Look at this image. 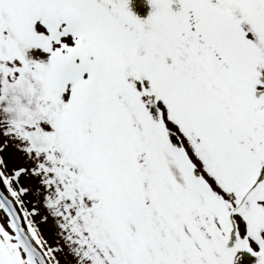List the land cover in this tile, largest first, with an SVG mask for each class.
Segmentation results:
<instances>
[{
  "label": "snow or ice",
  "instance_id": "6c2138e0",
  "mask_svg": "<svg viewBox=\"0 0 264 264\" xmlns=\"http://www.w3.org/2000/svg\"><path fill=\"white\" fill-rule=\"evenodd\" d=\"M0 0V264H264V0Z\"/></svg>",
  "mask_w": 264,
  "mask_h": 264
},
{
  "label": "rangeland",
  "instance_id": "374dc122",
  "mask_svg": "<svg viewBox=\"0 0 264 264\" xmlns=\"http://www.w3.org/2000/svg\"><path fill=\"white\" fill-rule=\"evenodd\" d=\"M133 8L141 16H146L150 11V5L147 3V0H133ZM247 255L250 257L249 264H255L256 258L251 256V254Z\"/></svg>",
  "mask_w": 264,
  "mask_h": 264
}]
</instances>
